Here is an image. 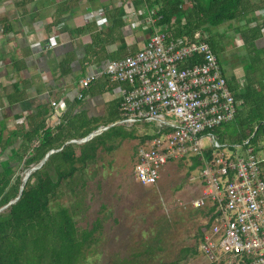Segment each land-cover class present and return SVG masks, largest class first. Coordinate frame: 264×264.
<instances>
[{
	"label": "built area",
	"instance_id": "obj_1",
	"mask_svg": "<svg viewBox=\"0 0 264 264\" xmlns=\"http://www.w3.org/2000/svg\"><path fill=\"white\" fill-rule=\"evenodd\" d=\"M140 1L135 14L150 25L147 39L85 73L79 87L103 74L117 83L115 124L151 127V137L137 141L131 167L141 185L156 183L171 161L198 158L200 192L191 204L205 219L197 248L207 264H264V156L247 139L217 141L212 129L233 118L238 101L216 56L204 40L167 37L156 24L160 15ZM51 105L63 109L64 102Z\"/></svg>",
	"mask_w": 264,
	"mask_h": 264
},
{
	"label": "trees",
	"instance_id": "obj_2",
	"mask_svg": "<svg viewBox=\"0 0 264 264\" xmlns=\"http://www.w3.org/2000/svg\"><path fill=\"white\" fill-rule=\"evenodd\" d=\"M184 1L188 5L183 9L177 7L181 0H144L143 3L160 15L157 25L167 24L173 18V25L164 29L167 37L204 40L214 55L217 45L211 35L203 36L200 30L226 21H242L235 31L242 40L249 62L245 63L242 84L234 79L227 81L238 105L233 118L213 128L212 132L219 142L239 143L247 139L255 150H259L256 143L264 130V86L263 79L248 69L255 70L257 66L262 71L260 75H264L260 68L264 62V34L261 32L264 16L260 20L256 17L261 9L264 10V0ZM250 22L254 23L250 25ZM79 92V98H82L84 87ZM79 98L76 104H80ZM118 104L119 98L109 103L103 125L120 118ZM257 123L258 127L251 135ZM98 124L95 118L88 117L84 110L78 108L53 127L46 126L42 119L28 118L25 129L12 128L3 135V128H0V206L17 195L21 183L19 171L37 164L47 150L57 149L28 174L18 197L0 210V264H73L82 246L90 241L99 224L97 218L77 233L72 211L63 205L51 210L49 202L56 196L61 181L72 176L77 167L92 161L98 147L109 150L115 138L135 137L132 128L113 124L86 141H68L86 135ZM147 137L151 134L143 133L137 138L143 140ZM199 162L196 156H192L188 168H194Z\"/></svg>",
	"mask_w": 264,
	"mask_h": 264
},
{
	"label": "rangeland",
	"instance_id": "obj_3",
	"mask_svg": "<svg viewBox=\"0 0 264 264\" xmlns=\"http://www.w3.org/2000/svg\"><path fill=\"white\" fill-rule=\"evenodd\" d=\"M186 5L187 1L181 0L177 7L183 9ZM261 11L262 14H255L257 20L264 16V10ZM173 23L170 18L167 24L159 25L165 29ZM241 23L239 20L226 21L200 30L203 36L211 35L217 45L215 56L224 75L233 79L234 72L239 71L241 76L238 75L237 82L240 83L244 79L245 63L249 62L235 31ZM261 32L264 34V28ZM260 68L264 72V62ZM248 71L264 79L257 66ZM262 83L264 86V80ZM123 127L132 128L135 137L115 138L109 150L98 147L92 161L77 167L72 176L61 181L56 196L49 202L51 210L63 205L72 211L77 233L92 220L99 221L73 264H207L197 248V231L205 219L201 210L191 204L200 192L196 167L188 168L190 159H177L163 167L156 183L141 185L133 178L131 167L137 137L149 133L151 127L140 124ZM256 144L259 156L263 157L264 130ZM26 169L19 171L21 177ZM50 174L55 177L52 172Z\"/></svg>",
	"mask_w": 264,
	"mask_h": 264
},
{
	"label": "crops",
	"instance_id": "obj_4",
	"mask_svg": "<svg viewBox=\"0 0 264 264\" xmlns=\"http://www.w3.org/2000/svg\"><path fill=\"white\" fill-rule=\"evenodd\" d=\"M139 5L133 0H0L2 134L27 128L28 118L53 127L78 108L104 126L109 103L118 100L117 83L98 75L76 104L78 81L143 44L151 28L143 14H135ZM238 75L234 72L235 81ZM52 101H63V109Z\"/></svg>",
	"mask_w": 264,
	"mask_h": 264
},
{
	"label": "water",
	"instance_id": "obj_5",
	"mask_svg": "<svg viewBox=\"0 0 264 264\" xmlns=\"http://www.w3.org/2000/svg\"><path fill=\"white\" fill-rule=\"evenodd\" d=\"M258 124H259V123H257V124L254 126L251 135L255 132L256 128L258 127ZM110 125H111V124H107V125H104V126H97L95 129H93L92 131L88 132L86 135H84V136H82V137H80V138H78V139H69L68 141H71V142H83V141H86L87 139H89V138L92 137L93 135L99 133L100 131H102L103 129L107 128V127L110 126ZM66 142H67V141H66ZM55 150H57V149H49V150H47V151L44 153V155L42 156V158L37 162V164L32 165V166H30V167H28V168L26 169V171L24 172L23 176L21 177V183H20V185H19L17 195H16L14 198L8 200L4 205L0 206V210L3 209L4 207H6L8 204L12 203V202L18 197V195H19V193H20V190H21V187H22V183L25 181V179H26V177L28 176V174H29L32 170H34V169H36L38 166H40L41 163L46 159V157L48 156V154H50L51 152H53V151H55Z\"/></svg>",
	"mask_w": 264,
	"mask_h": 264
}]
</instances>
